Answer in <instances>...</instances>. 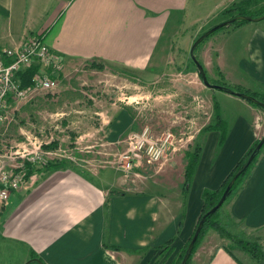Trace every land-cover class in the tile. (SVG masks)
<instances>
[{"label":"crops","instance_id":"obj_1","mask_svg":"<svg viewBox=\"0 0 264 264\" xmlns=\"http://www.w3.org/2000/svg\"><path fill=\"white\" fill-rule=\"evenodd\" d=\"M188 1L0 0V49L41 37L63 62L57 86L80 64L96 62L145 76L160 69L165 30L186 10ZM254 32L248 44L252 54L248 72L263 81L264 32L259 27ZM258 88L253 91L264 93ZM245 108L247 117L228 126L222 146L218 130L201 136L200 159L184 206L180 191L174 196L109 194L114 177H107L103 169L92 178L68 167L34 170L20 189L11 191L0 213V240L15 249L3 261L24 264L35 253L45 264H171L195 227L202 190L217 188L264 133V111L252 105ZM258 111L263 113L260 124ZM106 119L105 142L119 144L133 125L129 107L111 109ZM225 204L230 219L242 229L264 230V148ZM216 236L210 231L204 242L216 243ZM204 257H208L204 264H242L223 248L199 255L193 263L202 264Z\"/></svg>","mask_w":264,"mask_h":264},{"label":"rangeland","instance_id":"obj_2","mask_svg":"<svg viewBox=\"0 0 264 264\" xmlns=\"http://www.w3.org/2000/svg\"><path fill=\"white\" fill-rule=\"evenodd\" d=\"M239 1L189 0L186 10L165 30L162 41L166 50L159 70L151 69L149 74L139 77L138 72L121 65L80 64L60 80L56 89L49 92L38 90L27 100L12 102L8 117L0 124V157L7 159L10 150L17 145L40 143L42 150L48 152L47 163L39 165L25 161L31 165L32 171L68 167L92 178L103 169L107 177H114L113 184L108 187L109 194L122 191L174 196L180 191L184 206L187 197L183 192L185 152L193 150L196 143L201 144L202 134L198 131L213 121V101L217 103L227 128L233 127L238 117H247L245 105H252L240 96L206 86L190 54L194 41L201 34L230 18L222 16V10ZM250 3L253 11L264 5V1L256 6V0ZM245 23L249 26L230 23L209 34L197 45L194 56L210 82L224 80L235 88L264 89V79L262 81L248 72L252 55L248 44L258 27L264 32V18ZM120 106L129 107L133 125L119 144H107L102 134L106 115ZM101 111L105 113L100 115ZM261 111L256 118L259 124L263 115ZM145 128L155 139L169 136L173 143L155 164L146 163L143 156L131 154L128 159L123 157L129 151L127 136L132 132L142 133ZM28 145L31 148V144ZM24 167L26 169L25 164ZM32 174L25 178V173L18 189ZM113 174L118 178L117 184ZM225 201L218 209L216 219L229 234L222 235L209 228L189 264H194L199 255L218 248H228L242 264H263L264 230L250 233L242 229L230 219ZM189 216L187 212L183 217L187 219ZM210 231L218 235L216 243L212 244V239L210 244L204 242ZM236 240L254 243L255 248L250 246L253 253L241 248ZM14 250L8 242L0 240V264H5L3 260L10 259ZM255 251L261 258H257ZM207 258L204 257L201 263L204 264ZM174 259L176 256L173 262Z\"/></svg>","mask_w":264,"mask_h":264},{"label":"built area","instance_id":"obj_3","mask_svg":"<svg viewBox=\"0 0 264 264\" xmlns=\"http://www.w3.org/2000/svg\"><path fill=\"white\" fill-rule=\"evenodd\" d=\"M10 60L5 63V60ZM38 65V71L32 77V84L21 87L16 72L20 69ZM63 70V62L43 41L41 37L28 38L19 47H6L0 49V124L5 122L9 115L11 103L30 98L35 91H52L56 89L58 78ZM148 128L142 133H130L127 136L128 152L124 158L131 154L143 156L146 163H156L162 157L166 148L173 143L169 136L158 140L148 135ZM147 133V134H146ZM168 143V144H167ZM28 144H31V148ZM172 144V145H171ZM171 145V147H170ZM48 152L42 150L40 143H26L17 145L10 150L7 159L0 157V209L5 206L12 190L20 186L26 173L25 161L31 164L45 165Z\"/></svg>","mask_w":264,"mask_h":264},{"label":"trees","instance_id":"obj_4","mask_svg":"<svg viewBox=\"0 0 264 264\" xmlns=\"http://www.w3.org/2000/svg\"><path fill=\"white\" fill-rule=\"evenodd\" d=\"M251 1L252 0H240L239 2L232 3L228 8L223 9L220 14L222 16L228 15L230 18H235V20L232 23H239L238 25L243 24V23H245V22L248 21V20H239V19H237L236 17L239 16V15H245V16H250V17H259L261 15H264V5L261 6V8H257V9H255L253 11V10L250 9V7L252 5L250 3ZM260 1H264V0H256V4L254 6H256ZM220 29H221V27L218 28V29H216L215 31H213L211 34L219 31ZM196 47H197V45L193 49V56H194ZM194 58L198 61V59H197L196 56H194ZM9 61L10 60L6 59L5 60V63L6 64L9 63ZM216 69H218V68H216ZM37 71H38V65H32V66H30L28 68L20 69L19 71H17L16 72V76L19 79L20 86L21 87H26V86L31 85L32 84V77H33V75ZM218 73H219V70H218ZM200 78H201V76H200ZM221 78H222V76H221ZM207 79H208V77H207ZM201 80H202V78H201ZM208 81H209V79H208ZM210 83L211 84L220 85L221 86V88H220L221 90L227 91V90L231 89V90H233L235 92H243V93H246L248 95L253 96L258 101L264 103V93L263 92H256V91L250 90L249 88H244V87H239V86L237 88H235V87L231 86V84L226 83L224 80H220V81H216V82H210ZM246 100L250 104H252L253 106L258 107L259 109H261L262 111H264V108L261 107L260 105H258L256 103H253V102H251L248 99H246ZM212 105H213V114H214L213 115V121L211 123H208L207 125L203 126L198 132L200 133V135L201 134L203 135L204 133H207V132L212 131V130H218V131H220L219 146H222L223 141L226 139V135H227L228 128H227V124H226L225 120L222 118V115L219 112L217 103H215V101H213ZM258 142H259V139L256 140L252 144V146L250 147V149H248L246 151V153L236 163V165L233 167V169L227 174V176L225 177V179L222 181V183L217 188H215V189L205 188V189L202 190V192H201V199H202L203 204H202V209H201L200 214L198 216L197 222L195 224V227H194V229H193V231H192L189 239L186 241V243L181 247V249L177 253L176 259H174V262L175 263L172 261L171 264H180V262H181V260L183 258V255L185 253V249L187 247V244H188L191 236L193 235V232H194V230H195L198 222L205 215V213L208 210H210L219 201V199H220V197H221V195H222V193H223L226 185L228 184V182L230 181V179L232 178V176L239 169H241L242 166L247 162L250 154H252V152L255 149V147H256V145H257ZM263 148H264V142H263L261 148L258 151L255 152L254 157L251 160V162L241 172V174L236 178L235 182L233 183V185L231 187V190H230L228 196H230V194L232 192H234V190L243 182V180L245 179V177L250 172V170H251L253 164L255 163L257 157L261 154ZM201 149H202V145L196 143L195 146H194V148H193V150L186 151L185 152V156L187 157V162H186L185 167H184V182H183V192H184V196L185 197H186V195H187V193H188V191L190 189V186H191V183H192V178L194 176V173H195L197 164H198L199 159H200ZM25 166H26V176H25V178H28V176L30 174H32L33 171H32V167H31V165H29V163L26 162L25 163ZM49 166H51V164L48 165V167ZM228 196H227V198H228ZM218 209L214 213L209 214V215H207L204 218L201 231H200V233H199V235H198V237H197V239H196V241L194 243V246L192 248L191 254H190V256H189V258H188V260L186 261L185 264H189L190 263V260L192 258L193 253L195 252L197 246L199 245V243L202 240L204 234L207 232V230L209 228H213V229L217 230L222 235L223 234L224 235H228L229 234L228 232L225 231L224 227H222L221 224L219 223V221L216 219ZM236 242L244 250H246V251L248 250V252L253 253V248H251V247H254L255 248L254 243H250L249 241H240V240H236ZM225 250L233 257L232 252L228 248H226ZM254 253L257 254L256 256H257L258 259L261 258V255L259 254L258 251H255ZM39 262L42 263V264H44L43 261H42V259H40L38 257H35V255L33 253H31V257L26 262V264H34V263L35 264H39ZM261 263L264 264V260H261Z\"/></svg>","mask_w":264,"mask_h":264},{"label":"water","instance_id":"obj_5","mask_svg":"<svg viewBox=\"0 0 264 264\" xmlns=\"http://www.w3.org/2000/svg\"><path fill=\"white\" fill-rule=\"evenodd\" d=\"M236 18L239 19V20H248V21H250V20H254V21H256V20H260V19L264 18V15L259 16V17H250V16H245V15H239V16H237ZM234 20H235V18H230V19H228V20H226V21H223V22H221V23H219V24H217V25L211 27L210 29H208L207 31H205L203 34H201V35H200V36L194 41V43H193V45H192V47H191V49H190V54L192 55V58H193V60H194V62H195V64H196V67H197L199 73L201 74L202 81H203V83H204L206 86H208V87H213V88H215V89H220V88H221L220 85H217V84H211V83L208 81L203 66H202V65H201V64H200V63L194 58V56H193V49H194V47H195L196 45H198L201 41H203V40H204L209 34H211L213 31H215L216 29H218V28H220V27H222V26H225V25H227V24L232 23ZM227 91H228V93H230V94H235V95L240 96V97H242V98H244V99H248V100H250L251 102L256 103V104H258V105H260L261 107L264 108V103L258 101L256 98H254V97L251 96V95H248V94L243 93V92H235V91H233V90H231V89H229V90H227ZM263 142H264V135L259 139V142L257 143V145H256L255 149L253 150L252 154H250V156H249L247 162L242 166L241 169H239V170H238V171L232 176V178L230 179V181H229L228 184L226 185V187H225V189H224V191H223V193H222V195H221L219 201H218V202H217V203H216V204H215L210 210H208V211L205 213V215L200 219V221L198 222V224H197V226H196V228H195V230H194V232H193V235L191 236V238H190V240H189V242H188V244H187V247H186V249H185V253H184V255H183V258H182L180 264H185L186 261L188 260L190 254H191L192 248H193V246H194V243H195V241H196V239H197V237H198V235H199V233H200V231H201V228H202V225H203L204 218H205L207 215L214 213V212H215V211H216V210H217V209L223 204V202L225 201L226 197L228 196V194H229V192H230V190H231V187H232L233 183L235 182L236 178L241 174V172H242V171L247 167V165L251 162V160H252L253 157H254L255 152L258 151V150L261 148ZM24 264H26V262H25ZM39 264H42V263L39 262Z\"/></svg>","mask_w":264,"mask_h":264}]
</instances>
